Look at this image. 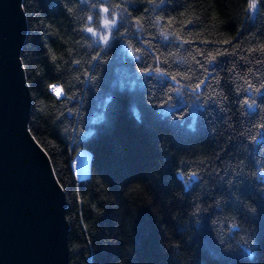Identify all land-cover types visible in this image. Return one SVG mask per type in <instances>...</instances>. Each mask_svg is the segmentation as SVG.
<instances>
[{
    "label": "trees",
    "instance_id": "1",
    "mask_svg": "<svg viewBox=\"0 0 264 264\" xmlns=\"http://www.w3.org/2000/svg\"><path fill=\"white\" fill-rule=\"evenodd\" d=\"M102 5L119 14L108 43L88 30ZM22 8L28 125L65 192L68 264H264V0Z\"/></svg>",
    "mask_w": 264,
    "mask_h": 264
},
{
    "label": "water",
    "instance_id": "2",
    "mask_svg": "<svg viewBox=\"0 0 264 264\" xmlns=\"http://www.w3.org/2000/svg\"><path fill=\"white\" fill-rule=\"evenodd\" d=\"M22 0H0V264H68L66 197L29 129Z\"/></svg>",
    "mask_w": 264,
    "mask_h": 264
},
{
    "label": "rangeland",
    "instance_id": "3",
    "mask_svg": "<svg viewBox=\"0 0 264 264\" xmlns=\"http://www.w3.org/2000/svg\"><path fill=\"white\" fill-rule=\"evenodd\" d=\"M115 19L116 23L109 27L105 25L104 21H112ZM119 19V14L112 12L108 6L102 5L101 7L96 9V13L90 18V25L88 30L102 43H108L113 35V31L117 25V21ZM104 35H109V40L104 42L102 37ZM56 93H61V88L58 85H53L51 88ZM89 151L85 149H81L77 152V154L72 159V167L75 172V175L80 178L84 177L89 172Z\"/></svg>",
    "mask_w": 264,
    "mask_h": 264
},
{
    "label": "clouds",
    "instance_id": "4",
    "mask_svg": "<svg viewBox=\"0 0 264 264\" xmlns=\"http://www.w3.org/2000/svg\"><path fill=\"white\" fill-rule=\"evenodd\" d=\"M104 23H105V25L106 26H108L109 27V31H110V26L111 25H114L115 23H116V21H115V19H113L112 21H107V20H105L104 21ZM109 35H104L103 37H102V40L104 41V42H107L108 40H109Z\"/></svg>",
    "mask_w": 264,
    "mask_h": 264
},
{
    "label": "snow or ice",
    "instance_id": "5",
    "mask_svg": "<svg viewBox=\"0 0 264 264\" xmlns=\"http://www.w3.org/2000/svg\"><path fill=\"white\" fill-rule=\"evenodd\" d=\"M105 2H107V0H105ZM262 90H264V89H262ZM177 175L179 176L180 174L177 173ZM181 180H183V179L181 178ZM184 183H185V181H184ZM189 183H190V181H189ZM185 186H186V183H185Z\"/></svg>",
    "mask_w": 264,
    "mask_h": 264
}]
</instances>
